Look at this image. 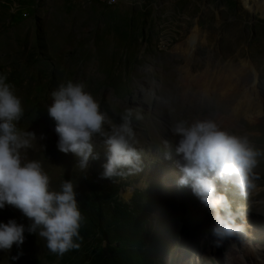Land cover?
<instances>
[{
  "label": "rangeland",
  "instance_id": "1",
  "mask_svg": "<svg viewBox=\"0 0 264 264\" xmlns=\"http://www.w3.org/2000/svg\"><path fill=\"white\" fill-rule=\"evenodd\" d=\"M253 3L119 0L106 6L99 0H0V75L21 99L18 129L35 137L21 150L22 159L39 161L53 190L70 179L77 201L96 192L110 204L115 199L128 202L136 191L146 190L145 224L155 229L152 237L158 240L156 251L142 248L150 264H264V154L254 169L256 189L247 198L229 190L233 207L245 210L246 233L217 247L209 231L210 213L188 188L176 185L174 144L165 148L161 143L172 140L168 130L177 120H230L210 112L200 96L255 83L256 91L237 114L238 124L224 128L247 137L264 153V13ZM192 33V47L185 52ZM187 61L200 65L188 67ZM244 62L251 68L243 67ZM68 80L83 82L114 122L127 107L141 114L142 119L132 121L144 162L141 173L101 179L102 146L96 149L99 158L89 160L83 171L72 154L56 149L47 107L50 93ZM240 97H234L230 112ZM165 151L170 159H164ZM8 219L25 229L29 223L18 209L5 205L0 221ZM24 236L19 249L13 245L0 251V264H57L43 239L27 231ZM100 240L92 233L83 252L88 255L104 245ZM17 252L22 254L12 261Z\"/></svg>",
  "mask_w": 264,
  "mask_h": 264
},
{
  "label": "clouds",
  "instance_id": "2",
  "mask_svg": "<svg viewBox=\"0 0 264 264\" xmlns=\"http://www.w3.org/2000/svg\"><path fill=\"white\" fill-rule=\"evenodd\" d=\"M48 116L54 121L56 149L72 154L80 171L89 160L99 158L96 149H104L105 162L101 179L114 180L135 176L144 169L142 153L132 121L141 114L127 107L112 121L100 108L99 101L83 82L68 80L50 93ZM24 109L21 99L0 75V209L10 205L28 220L0 221V251L17 249L24 232L35 233L44 240L48 252L57 257L80 247L79 229L84 217L76 200V186L63 180L57 190L50 187L49 176L37 160L22 159L21 150L31 146L32 132L20 131L18 122ZM172 140H163L167 148L174 144L178 157L174 166L179 175L178 188H188L211 218L210 233L217 247L225 240H239L246 233L245 210L233 207L229 190L247 198L256 189L254 169L262 153L247 137L224 130L214 120H177L169 127ZM164 159H170L165 151ZM21 252L11 256L16 261Z\"/></svg>",
  "mask_w": 264,
  "mask_h": 264
},
{
  "label": "trees",
  "instance_id": "3",
  "mask_svg": "<svg viewBox=\"0 0 264 264\" xmlns=\"http://www.w3.org/2000/svg\"><path fill=\"white\" fill-rule=\"evenodd\" d=\"M101 199L96 192H90L77 201L84 217L79 229L80 247L60 257L48 252L50 257L56 259L57 264H135L136 260L138 264H150V255L142 248L156 251L158 240L152 237L155 229L145 224L148 212L145 203L150 202L148 192L136 191L128 202L115 199L110 204ZM90 233H96L105 244L87 255L82 248Z\"/></svg>",
  "mask_w": 264,
  "mask_h": 264
},
{
  "label": "bare ground",
  "instance_id": "4",
  "mask_svg": "<svg viewBox=\"0 0 264 264\" xmlns=\"http://www.w3.org/2000/svg\"><path fill=\"white\" fill-rule=\"evenodd\" d=\"M99 1H101L106 6H112V5L116 4L119 0H99ZM253 4H254L255 9L261 10L262 13H264V1L254 0ZM194 37H195V33H192L191 39H190L188 45L185 48H183V50L185 52L189 51L190 48L192 47V41L194 40ZM187 64H188V67H191V66L199 67V65H200L199 63H193V62L190 63L189 61H187ZM250 65H251L250 62H244L242 66L251 68ZM229 89H225L224 91L219 92L215 88L213 91H211L212 92L211 97H201V96L199 97V99H202V105H204L208 110L210 109V112H216V113L218 112V113L224 114L225 117L230 118L229 121H225L223 123H218L219 120L216 121V123L219 126H221L224 130L226 129V128H224L226 125H229L230 126L229 128H231V127H235L238 124L239 119L237 117V114L239 111H242L243 105L244 106L247 105V102L250 100L251 92L254 94V91H256V85H255V83H252L249 87L243 86L240 88L235 85L232 87L231 90H229ZM238 94L241 95V97H240L241 101H238V103L235 104L233 110L230 112L229 107L231 106V103L233 102L234 97ZM242 103H243V105H242ZM255 112L257 115H260L259 110L255 111ZM210 118H212V117L210 116ZM210 118H208V119H210ZM211 120H213V119H211ZM249 126L254 127L255 123H253ZM227 128H228V126H227Z\"/></svg>",
  "mask_w": 264,
  "mask_h": 264
}]
</instances>
